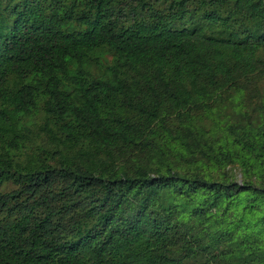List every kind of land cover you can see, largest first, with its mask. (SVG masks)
Listing matches in <instances>:
<instances>
[{
	"label": "trees",
	"instance_id": "16d2710c",
	"mask_svg": "<svg viewBox=\"0 0 264 264\" xmlns=\"http://www.w3.org/2000/svg\"><path fill=\"white\" fill-rule=\"evenodd\" d=\"M0 264H264V0H0Z\"/></svg>",
	"mask_w": 264,
	"mask_h": 264
},
{
	"label": "rangeland",
	"instance_id": "374dc122",
	"mask_svg": "<svg viewBox=\"0 0 264 264\" xmlns=\"http://www.w3.org/2000/svg\"><path fill=\"white\" fill-rule=\"evenodd\" d=\"M210 217H211V214L206 215V216L203 218V220H207V219L210 218Z\"/></svg>",
	"mask_w": 264,
	"mask_h": 264
}]
</instances>
